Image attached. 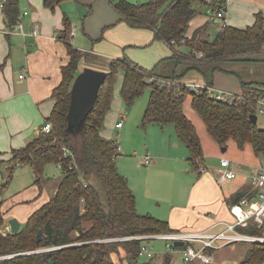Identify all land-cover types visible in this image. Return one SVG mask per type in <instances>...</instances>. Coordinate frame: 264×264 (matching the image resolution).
Instances as JSON below:
<instances>
[{
  "label": "trees",
  "instance_id": "obj_1",
  "mask_svg": "<svg viewBox=\"0 0 264 264\" xmlns=\"http://www.w3.org/2000/svg\"><path fill=\"white\" fill-rule=\"evenodd\" d=\"M60 1L43 0V3L52 9ZM111 2L119 19L132 27L151 29L155 39L167 42L171 38L185 37L184 43L172 47L176 62L181 59L205 60L215 64L228 60H256L258 54L264 52V16L260 12L252 24L245 27L226 24L210 38L208 22L195 27L190 34L187 27L199 11L198 6L222 5L221 0L218 3L212 0ZM5 4L6 17L13 24L18 15L16 0H5ZM63 24L60 37L69 41L67 18ZM66 43L69 61L61 66V81L51 93L54 103L44 119V122H51V129L39 132L22 146L11 148L6 160L12 162V166L20 163L31 167L38 194L51 180L44 173L47 163L60 167L61 176L52 195L29 213L17 231L3 230L10 206L4 208L0 200V264H116L114 255L122 256L121 251L127 264H150L138 259L141 239L104 240L178 230L165 219L137 211L135 194L116 164L119 144L101 133L111 107L117 72L121 70L122 73L120 93L126 105L133 102L146 85L150 87L142 123L154 122L161 126L172 123L175 135L187 148L190 165L197 170L203 164L205 153L196 125L183 109L185 100L189 99L190 107L204 123L206 132L219 145L228 146L232 141L240 150L248 145L254 156L262 161L264 128L250 120L249 115L255 113L257 98L264 95V82L243 80L241 91L234 93L231 99H217L209 96L205 88L200 91L189 89L182 73L158 76L125 55L112 57L104 69L106 78L99 88L94 107L75 135L66 131L70 88L76 74L85 66H79L81 60L88 61L91 54ZM199 52H202L201 56H198ZM192 68L187 67L184 72ZM215 68L218 67L215 65L212 69ZM196 69L202 80L194 82L213 84L210 74L202 68ZM151 76L165 82L151 80ZM244 194V191L237 192L228 200L236 202ZM38 229H41L39 234ZM242 230L264 235V224L250 225ZM250 243L238 264H263L264 242ZM169 258V254L166 255L163 264H168Z\"/></svg>",
  "mask_w": 264,
  "mask_h": 264
},
{
  "label": "crops",
  "instance_id": "obj_2",
  "mask_svg": "<svg viewBox=\"0 0 264 264\" xmlns=\"http://www.w3.org/2000/svg\"><path fill=\"white\" fill-rule=\"evenodd\" d=\"M221 1L225 8L224 17L227 24L245 27L255 21L259 12L264 16V0ZM2 2L4 4L0 5V162L9 158L8 150L24 145L39 133L54 103L51 93L61 81V66L69 61L66 42L91 54V58L85 60L83 66H90L87 62L97 59L95 50L104 51L111 58L124 55L127 57L129 48L149 43L145 48L152 49L151 53L154 55L151 72L158 76H172L177 72L183 74L182 79L185 82L201 81L202 77L196 69L199 67L212 76L213 86L229 92L232 91L228 89L237 90L233 93L241 91L243 80L264 82V52L258 54L259 59L241 61L242 64L249 61L261 65L258 67L262 71L257 70L256 66L242 68L247 78L239 76V83L236 85L230 78L234 72L231 73V68H224L219 62L214 64L205 60L191 62L182 59L176 62L172 55L174 48L162 39H155L151 29L132 27L119 19V13L111 0H61L52 9L46 7L43 0H16L18 8L16 22L20 16L19 21L23 25L24 33L16 27V22L9 23L5 13L6 4L0 0V3ZM198 7L199 11L196 13H199L198 21L194 24L195 14L189 21L187 33L190 34L195 27L208 22L207 33L212 38L222 28L221 21L206 12V5ZM64 18L68 19L70 28L72 25L76 27L73 34L69 32V41L60 37ZM35 28L37 33L33 34ZM215 65L218 68L212 69ZM187 67L194 68L185 73ZM20 74L22 76H19ZM119 120H122V125L116 126L115 123ZM123 122V118L119 117L113 120L112 125L118 129L123 128ZM178 141L180 140L175 135L170 141L164 138L162 147L147 149L155 159L151 163V168L147 173H142L141 167L136 164V169H139L137 178L134 182L130 177L127 178L135 194L136 208L167 220L174 229L217 230L222 226V221L232 218L228 209L231 203L229 197L237 192H249L250 181L237 182L231 178L221 182L213 166L214 174L208 172L206 168L204 172H199L198 177H195L186 188L180 190L173 185L171 179L174 170L167 165L169 160L173 161L172 149L174 145H178ZM249 170L235 171L236 175L240 174L239 176L244 178L247 172L249 176ZM60 176L61 173L58 180ZM221 184H225L226 187L223 189ZM55 186L51 192H54ZM160 191L165 192L161 198ZM41 203H36L29 210H25L24 207L16 208L14 212L10 211L13 208L11 205L7 212L8 221L11 217H16L22 224L29 213ZM225 262L227 261H222Z\"/></svg>",
  "mask_w": 264,
  "mask_h": 264
},
{
  "label": "rangeland",
  "instance_id": "obj_3",
  "mask_svg": "<svg viewBox=\"0 0 264 264\" xmlns=\"http://www.w3.org/2000/svg\"><path fill=\"white\" fill-rule=\"evenodd\" d=\"M128 1L142 2L146 0ZM198 14H196V16L193 18L194 24L198 21ZM147 45H149V43L143 44L139 47L129 48V55L127 54V57L129 59L132 58L138 64L143 65L144 68L151 70L153 67L152 65L154 55L151 53L152 49L145 48ZM157 47L159 48V50H161L159 46ZM95 54L97 59H91L87 63H89L93 68L104 70L107 67L109 58L111 57L107 56L105 52L101 50L100 52L95 50ZM241 61L244 60H238L237 62L235 60L219 62L222 67L231 68V73L234 72V75L231 74L230 78H232L233 82L236 83V85L237 82L239 83V76L247 78L246 74L242 71V68L256 66L255 68L257 70L259 69V71H262V69L258 67L261 65L250 63L249 61L242 64ZM83 63H86L85 60L81 61L79 66H83ZM225 72L227 71H224V73ZM199 76L201 77V75ZM121 83L122 73L121 70H119L114 80V91L111 107L105 116L104 124L101 128V133H103V135H105L106 137L115 139L119 142L120 153L116 157L117 167L122 174H124L127 178L130 177L131 181L134 182L139 172V169H136V164H139L138 166L139 168L141 167L142 173H147V170L151 168L152 164H142L139 161L138 156L131 154V152L133 150H137L138 154H141L151 147L160 148L164 144L163 139L166 138V141H170L171 138H174L175 133L172 123H167L164 126H161L154 122H149L147 124L142 123V114L146 107L150 90V87L148 85H146L143 88L142 92L134 98L133 102H131L129 105H126L120 93ZM228 90L237 92V90ZM183 109L185 113L194 121L197 131L200 135L205 153L204 161L202 163L206 166L208 172L214 174L213 166H218L219 156L221 155H225L228 159L231 160L232 166L237 172L242 169H250V173V171L254 167L258 166L261 159H258L254 156L250 146L247 145L244 149L240 150L232 141H229L228 146H226L219 145L215 140H213L206 132L202 120L199 118L194 109L190 107L189 99L185 100V102L183 103ZM255 114L257 115V125L260 128H264V114L258 112H255ZM119 117L123 118L124 126L123 128L118 129L114 125H112V123L114 119H117ZM178 142V145H174L172 149L174 152V158H172L173 161L169 160L170 162L167 165H170L174 170V175L171 179L173 185H175V187L177 186L181 190L183 188H186L195 177H198L200 173L196 168L190 165L188 161V151L185 144L182 141ZM224 146H226L225 150H223ZM44 173L47 176L51 177L52 180L49 181L48 184H46V186L43 188L42 193L38 194L39 191L37 185L33 184V171L29 165L18 163L12 166V162H1L0 200H2L3 202L2 206L5 208L12 205L13 208H11L10 211L14 212L16 208L22 209L24 207L25 210H29L36 203H41L42 200L50 194L51 190L58 182V176L60 175L61 170L60 167L56 166L54 163H47L44 168ZM239 175L237 174L233 178V180L237 182H240L242 180L246 182L250 181L248 172L244 178H241V176ZM165 182L163 183L164 186L167 184V182L166 184ZM220 186L223 189L226 187L225 184H221ZM164 191H160L162 195L160 196V198L165 194ZM136 192L139 193L138 190ZM52 193L53 192H51L50 195H52ZM139 212L148 213L149 211ZM3 230H9V224H6ZM143 244H145L149 248V250L153 252V255L147 256L146 254L141 253L138 256L139 261H148L150 262V264H163L165 256L169 254L170 258L168 264H183L182 252L180 251V249L167 251L165 247V239H144ZM250 244L251 243L247 241H240L235 242L234 244H227L218 247L217 249L213 250L214 259L212 260L211 264H238V260H240L244 256V253ZM121 252L122 256L114 255V260L116 264H127L124 258V252ZM223 260H226L227 262L222 263ZM234 260H237V262H233Z\"/></svg>",
  "mask_w": 264,
  "mask_h": 264
},
{
  "label": "built area",
  "instance_id": "obj_4",
  "mask_svg": "<svg viewBox=\"0 0 264 264\" xmlns=\"http://www.w3.org/2000/svg\"><path fill=\"white\" fill-rule=\"evenodd\" d=\"M5 1V0H3ZM218 3L220 0H212ZM4 2L0 3L3 5ZM206 12L211 16L218 18L221 21L222 26L227 24L224 17L225 8L223 5L214 6L212 4L206 5ZM20 16H18V22H16V27L24 33L23 25L19 21ZM75 26H71L70 33H74ZM33 34L37 33L36 28L32 31ZM186 41L185 37L180 39L171 38L167 41V44L171 47L179 43H184ZM202 52L198 53L201 56ZM19 76H22L21 74ZM151 80H158L165 82L162 78H157L155 76L150 77ZM185 85L193 90L200 91L205 88L206 93L217 99H226L234 95L233 92H229L222 88L215 87L213 85H206L202 82H185ZM256 110L255 112L264 114V95L257 98ZM116 126L122 125V120L115 123ZM52 124L50 121H45L40 127L39 132H47L51 129ZM118 149L120 147L118 145ZM133 154L137 155L139 161L143 164H151L154 162V157L145 151L138 154L137 150H133ZM206 170L204 164L198 166V172L202 173ZM215 172L218 176L219 181H225L234 178L236 171L232 166L231 160L227 157H220L218 166L215 167ZM250 179V191L245 193L239 200L229 204L228 209L231 213L232 218L230 220L222 221V226L217 230H175L170 232H161L155 234H137V235H126L117 237H107L104 240H120V239H130L139 238L141 239L139 254H146L147 256H152L153 252L143 244L144 239L149 238H161L166 240L165 247L167 251L173 249H180L182 252L183 264H211L214 259L213 250L218 247L234 244L240 241H262L264 242V235H259L251 232L243 231L242 228L249 227L250 225L261 226L264 224V159L254 167L249 173ZM175 240H183V245H174ZM50 249V248H47Z\"/></svg>",
  "mask_w": 264,
  "mask_h": 264
},
{
  "label": "water",
  "instance_id": "obj_5",
  "mask_svg": "<svg viewBox=\"0 0 264 264\" xmlns=\"http://www.w3.org/2000/svg\"><path fill=\"white\" fill-rule=\"evenodd\" d=\"M106 70L96 69L91 66H84L74 77L70 88V99L66 114L67 126L66 131L72 134L77 132L84 126L88 113L93 109L99 88L106 78ZM250 120L256 122L257 115L251 113ZM226 146L223 147V150ZM9 230L17 231L21 222L16 217L9 219ZM41 232L38 229L37 234ZM183 240H175L174 245H183ZM45 264V263H41Z\"/></svg>",
  "mask_w": 264,
  "mask_h": 264
}]
</instances>
